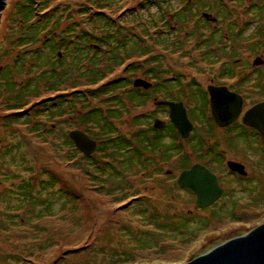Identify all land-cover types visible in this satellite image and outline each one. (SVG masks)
<instances>
[{"label": "rangeland", "instance_id": "1", "mask_svg": "<svg viewBox=\"0 0 264 264\" xmlns=\"http://www.w3.org/2000/svg\"><path fill=\"white\" fill-rule=\"evenodd\" d=\"M24 1L5 0L0 11V264H188L216 245L244 236L249 229L264 224L262 143L252 140L246 147L237 143L239 154L232 153L230 157L246 161L251 178L233 182L228 177L230 191L207 209L197 208L194 195L177 185L178 172L166 174L172 170L170 166L175 168L178 163L176 157L166 158V167L159 162L156 168L141 171L138 176L130 174L126 185L94 189L102 186V179L92 172L88 161L77 157L66 139L72 131L88 130L100 140L102 134L98 136L94 126L80 124L82 116L75 111L85 114L89 103L91 108L104 110L116 108L115 104L105 95L89 101L71 94L74 88L71 78L64 79L58 87L46 85V79L40 81L39 88L34 87L39 82L35 80L38 68L35 65L30 70L29 66L36 62L32 51L45 41L44 32L52 30L53 22L58 32L74 23L93 29L100 38V25L92 23L96 22L93 14L98 10L112 26L122 28L121 35L127 38L123 40L124 46L114 50L109 48L112 40H108V48L106 44L93 42L89 55L81 51L78 59L65 46L61 48L59 54L64 56L61 59L65 68L72 62L77 66L73 77L81 92L108 86L119 79L133 82L144 78L149 69L162 72L198 69L196 64L188 65L175 51L167 53L163 36L160 40L164 45L154 42L162 25L166 0H112L105 5L101 0H50L47 12L51 16L44 18L50 19L46 30L38 42L22 47L17 38L23 25L30 27V23L24 24L22 20ZM38 2L34 0L36 14L44 7ZM82 8L89 9L87 18H82ZM110 24L107 26L111 27ZM41 59L44 64L50 61L57 64V56L54 58L47 52H43ZM22 62L28 67L17 74L14 66ZM86 70L91 73L86 74ZM8 72L10 82L17 87L27 89L28 81L33 80L19 99L10 94L13 89L9 90L3 82ZM93 72L106 74L98 85L92 83ZM160 76V81L166 79L164 74ZM60 94L66 102L61 107L64 112L61 115L55 110L53 114L52 109L60 106L57 105ZM112 95L121 98L125 109L121 119L113 124L129 139L136 132L132 120L139 110L121 92L115 90ZM152 108L150 104L140 113H149ZM146 121L148 124L150 120ZM36 122H40L39 127H35ZM38 130L42 132L37 133ZM98 153L93 155L101 161ZM136 194L149 200L128 203ZM144 204L148 208L156 206L161 215V230L150 218V211L141 209Z\"/></svg>", "mask_w": 264, "mask_h": 264}, {"label": "flooded vegetation", "instance_id": "2", "mask_svg": "<svg viewBox=\"0 0 264 264\" xmlns=\"http://www.w3.org/2000/svg\"><path fill=\"white\" fill-rule=\"evenodd\" d=\"M166 3L158 29L166 51L169 54L175 51L188 65L196 64L198 69L149 71L144 78L133 80L134 105L139 110L137 117L142 121L150 120L146 126L137 127V131L140 133L152 125L163 136L161 145H177L178 163L175 168L170 166L172 170L166 171L167 175L178 172L180 176L197 165L208 169L223 190L217 201L220 202L230 191L228 177L233 182L251 178L247 162L230 157L232 153L239 154L237 143L246 147L253 140L264 147L261 134L243 123L249 110L264 103V0H166ZM163 74L166 79L160 81ZM137 79L151 87H134ZM218 90L216 95L211 93ZM162 102L181 104L186 109L192 125L188 138L183 139L171 122L170 108L158 105ZM150 104H153L151 112L140 113ZM213 104L227 110L239 107V115L231 124L222 127L212 115ZM157 120L162 122L158 129L155 128ZM161 156L152 161L154 168L159 162L162 167L168 166V157ZM231 163L243 166L241 171L247 175L232 170ZM182 189L194 195L196 204L195 193Z\"/></svg>", "mask_w": 264, "mask_h": 264}, {"label": "trees", "instance_id": "3", "mask_svg": "<svg viewBox=\"0 0 264 264\" xmlns=\"http://www.w3.org/2000/svg\"><path fill=\"white\" fill-rule=\"evenodd\" d=\"M98 1V0H97ZM104 3H108L112 0H101ZM40 5H44L43 8L39 10L40 14H36L35 10L36 7H34V0H25L23 7H22V20L23 23H30V27L22 26V32L20 37L17 38L18 41H20L22 47H26L28 45H33L40 39L41 33L46 30V27L48 23H50V19L48 18L47 21H44L46 17L51 16L49 12H47L50 3V0H39L38 2ZM149 3V2H147ZM37 4V3H36ZM99 4V3H98ZM144 6V4H142ZM98 9L99 6L97 7ZM81 15L82 18H85L89 14V9H81ZM46 11V12H45ZM134 11V10H129ZM95 16V21L92 23H97V25H100V28L102 29L101 37L99 38L96 34V31L93 29L88 30L79 26H76V24L72 23L70 26H67L62 30L61 32H58L55 22H53L51 31L50 32H44L45 33V41H43L42 45L37 48L34 52V58H36V62L34 59V65H30V70L35 68H38L37 73H35V80L39 81L38 84L35 83L34 87L39 88L40 81L41 83L45 81L46 85L51 84L54 87H58L59 85H63L64 79H73L74 83L73 90L71 91V94L73 95H80L81 97L87 98V100L91 101L96 100L97 98H101L102 95H105L107 97V100L109 102H112L111 104H115L116 108L109 107L106 110L100 108V107H90V103L88 104L87 108L89 110L83 114L82 111L78 112L79 110H76L75 113L82 117L80 120V124L82 125H90L94 126L96 130L98 131V136L102 134L103 137L100 138V140L92 137L88 130H86V134L91 136L94 140L98 142V148L95 152V154H100L99 156L102 158V160L95 159V155H91L89 157H85L75 146V144L71 141L69 137L66 139V143L69 144L70 148L73 149L74 153L81 158H84L85 161H88L89 168L92 169V172L96 174L98 177L102 179V186L96 187L94 189H104L107 186H116V184H123L126 185L127 177L130 174H137V176L140 174L141 171H146L153 167L154 163L152 162L155 159H158L160 155L165 159V157H175L176 154L179 153L178 148H176L177 145L173 144L170 146L167 145H161V141L163 136H161L158 132H156L152 125H150L149 129L143 130L140 133L137 131V127L146 126L147 122L142 121L139 117H134L132 120V124L134 125V128L136 129V132L133 133L129 139H127L125 136H123L118 129L115 128L113 121L117 119H121L122 111H124V103L122 102L121 98L119 96H113V92L116 90L117 92H121V96L125 95L127 99H129L133 104L135 102V90L132 87V81L129 80H123L119 79L117 81H114L113 83H110L108 86L105 87H97V89L92 90L90 92L84 93L78 90V86H75L76 78L74 79V66L76 64H71V66H68V68H65V65H63V54L60 50L62 47H66L71 51L72 55L76 56V59L80 58L81 51H86V56L89 55V50L92 47V43H103L106 44L107 48L109 47L108 40L113 41V45L111 50L118 48L119 46H124V39L127 38L126 35L122 36V31H124L122 28L114 27L112 26L109 21L106 20L105 14L101 12V10L96 11V13L93 14ZM53 18V17H52ZM87 18V17H86ZM27 20V21H26ZM84 20V19H83ZM82 20V21H83ZM32 22V23H31ZM110 24L111 27H108L107 25ZM91 26V25H89ZM80 28V29H79ZM109 28V29H108ZM111 28V29H110ZM24 29V32H23ZM79 29V30H78ZM110 30V31H109ZM95 32V34H94ZM25 33V34H24ZM159 34V35H158ZM24 35V36H23ZM26 35V36H25ZM161 34L160 31L155 33L154 36V42L160 44L162 39L160 40ZM114 40L116 42H114ZM112 43V42H111ZM110 43V44H111ZM164 43V42H163ZM161 42V45H164ZM99 45V44H98ZM100 46V45H99ZM101 47V46H100ZM31 52V54H32ZM43 52H47L49 56H53L54 58L57 56L56 59V66L55 62H49V64H44V62L41 59V56H43ZM95 54V53H94ZM61 55V56H60ZM96 55V54H95ZM46 56V55H44ZM21 56L19 57V59ZM48 58V57H46ZM62 58V59H61ZM151 59V58H150ZM149 59V60H150ZM149 60H144V63H148ZM116 61V60H114ZM32 63V62H31ZM98 65V64H97ZM116 65V63H115ZM100 66V64H99ZM134 66V65H132ZM28 67L25 62H22L21 65L14 66V69L16 68V73L21 74L25 68ZM46 67V71L39 70L40 68ZM149 71H159V70H153L149 69L146 70L145 73ZM86 74H90L91 72H88L86 70ZM101 73V72H100ZM106 75V74H105ZM105 75L103 73L96 74V72H93L92 74V83L94 85H98L100 81L105 79ZM34 80V81H35ZM32 78L28 81V88L26 89L24 87L18 88L15 83L10 82V74L9 72L6 73L4 76V84L7 85L10 88L13 89L10 94H13L16 96L21 97L22 94H24V90H29V85L31 83ZM10 82V83H9ZM124 83V84H122ZM129 86L130 89L128 88ZM7 90V89H6ZM25 90V91H26ZM84 93V96L82 94ZM62 95H58V100L60 99L59 103L57 105L58 108H53L52 113L54 114L55 110L58 114H63V108L62 103H66L62 100ZM89 95V96H88ZM18 97V99L20 98ZM79 97V96H76ZM89 98V99H88ZM82 101V100H81ZM103 101V100H102ZM56 105V103L54 104ZM114 106V107H115ZM16 107V106H15ZM86 107V106H85ZM15 109H22V108H15ZM13 111V109H12ZM54 111V112H53ZM42 113V112H41ZM40 116H46L44 114H39ZM17 122L18 120L15 119ZM40 122H36L35 127H39L38 124ZM42 132L41 130H38L37 133ZM180 150V149H179ZM169 151H172L173 154L169 153ZM164 153V154H162ZM78 157V158H80ZM145 157H152L151 161H149L148 158ZM162 176L160 175V178ZM159 178V179H160ZM29 183V182H28ZM26 184V188L29 187V184ZM48 183V182H46ZM25 185V184H24ZM23 187V186H22ZM191 193V192H190ZM149 198L147 196H141L140 194L134 195L132 198H129V202H142L147 201ZM150 200L149 202H151ZM152 204V203H151ZM155 205V204H154ZM141 209L143 212L147 209L150 211V218L154 221V223H157V228L161 230L162 225L159 220L161 219V215L158 214V211L155 208H151L147 205H143ZM184 224V223H183ZM184 227L186 228L187 225L184 224ZM143 237V235H140ZM145 243V242H144ZM143 243V244H144Z\"/></svg>", "mask_w": 264, "mask_h": 264}, {"label": "water", "instance_id": "4", "mask_svg": "<svg viewBox=\"0 0 264 264\" xmlns=\"http://www.w3.org/2000/svg\"><path fill=\"white\" fill-rule=\"evenodd\" d=\"M2 3L5 4V0H0V11L3 8ZM134 87L149 89L151 84L142 79H137L134 81ZM218 92L220 90L211 93L216 95ZM158 105L170 108L171 122L183 139L188 138L192 125L188 119L186 109L181 104L168 102H162ZM239 112V107L227 110L225 107L212 105V115L218 125L222 127L231 124L238 117ZM243 123L257 130L264 139V103L258 104L249 110L243 117ZM161 127L162 122L157 120L155 128ZM69 138L85 157L93 155L97 149V142L83 131H72L69 133ZM230 168L240 173H243L241 169H244L243 166L235 163H231ZM243 174L247 175L246 173ZM178 185L180 188L190 189L195 193L196 206L199 209H207L214 205L223 194L216 176L200 165L182 172L178 178ZM188 264H264V224L249 229L244 236L234 237L229 241L216 245L211 251L195 257Z\"/></svg>", "mask_w": 264, "mask_h": 264}]
</instances>
